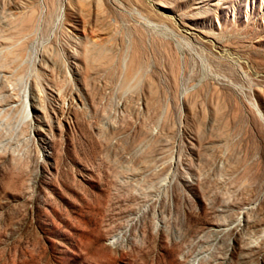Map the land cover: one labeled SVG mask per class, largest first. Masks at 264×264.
Wrapping results in <instances>:
<instances>
[{"label": "rangeland", "instance_id": "rangeland-1", "mask_svg": "<svg viewBox=\"0 0 264 264\" xmlns=\"http://www.w3.org/2000/svg\"><path fill=\"white\" fill-rule=\"evenodd\" d=\"M0 264H264V0H0Z\"/></svg>", "mask_w": 264, "mask_h": 264}, {"label": "bare ground", "instance_id": "bare-ground-1", "mask_svg": "<svg viewBox=\"0 0 264 264\" xmlns=\"http://www.w3.org/2000/svg\"><path fill=\"white\" fill-rule=\"evenodd\" d=\"M29 106H30V104H27L26 112L28 115H29V110H30V109H28Z\"/></svg>", "mask_w": 264, "mask_h": 264}]
</instances>
